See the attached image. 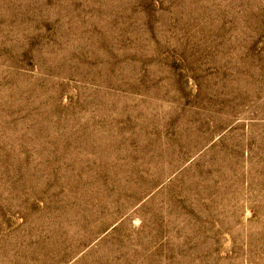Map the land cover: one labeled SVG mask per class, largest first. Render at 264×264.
<instances>
[{
  "label": "rangeland",
  "instance_id": "1",
  "mask_svg": "<svg viewBox=\"0 0 264 264\" xmlns=\"http://www.w3.org/2000/svg\"><path fill=\"white\" fill-rule=\"evenodd\" d=\"M0 264H264V0H0Z\"/></svg>",
  "mask_w": 264,
  "mask_h": 264
}]
</instances>
